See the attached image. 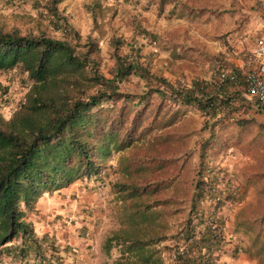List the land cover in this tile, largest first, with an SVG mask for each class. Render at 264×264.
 Masks as SVG:
<instances>
[{
  "label": "trees",
  "instance_id": "16d2710c",
  "mask_svg": "<svg viewBox=\"0 0 264 264\" xmlns=\"http://www.w3.org/2000/svg\"><path fill=\"white\" fill-rule=\"evenodd\" d=\"M147 1L157 4L159 11L172 2L169 15L176 9L179 15H189L190 20L213 5L210 0ZM60 2L34 1L36 7L42 5L47 23L61 33L59 37L44 28L33 32L8 25L0 15V71L18 68L24 73V81H31L12 115L5 118L0 113V253L41 263L58 257L60 247L51 235L54 233H38L26 218L27 210L43 192L67 186L76 179H91L97 185L104 176L101 161L112 150L129 146L155 127L158 131L152 134L154 138L164 143L173 138V132L166 127L174 125L181 113L178 109L170 112L169 107L162 109L166 99L195 105L206 115L204 125L209 129L197 141L198 159L184 221L169 236L174 240L173 259L175 264H220L215 252L226 240L221 229L224 218L218 209L233 196L229 187L226 189L225 175L221 174L224 169L210 163L209 148L214 124L237 107L240 90L236 83L193 79L189 86L176 85L158 74L142 60L138 37L146 32L154 42L160 38L136 17L130 37L112 33L109 38L114 65L107 76L98 68L100 47L95 39L89 34L81 35L59 7ZM97 6L96 0L87 5L93 16ZM123 45L128 47L125 52ZM133 75L143 79V89L130 88L128 81ZM181 139V133L173 138ZM95 156L100 159L95 160ZM157 156L141 159V164L131 171L132 179L113 185L116 198L126 209L130 230H135L138 221L150 223L144 238L132 230L129 234L127 228L106 236L103 244L107 250L122 244V253H133L139 260H116L114 264H162L156 256L157 249L150 245L166 238L156 227L160 222L151 216L160 210L151 208L159 203L160 209L167 207L168 200L161 192L186 166L175 159L168 164L172 172L164 175L160 171L166 166ZM150 162L154 167L150 178L146 182L135 179ZM78 228L81 235L86 234L84 224ZM259 233L247 236L258 264H264V235Z\"/></svg>",
  "mask_w": 264,
  "mask_h": 264
},
{
  "label": "rangeland",
  "instance_id": "374dc122",
  "mask_svg": "<svg viewBox=\"0 0 264 264\" xmlns=\"http://www.w3.org/2000/svg\"><path fill=\"white\" fill-rule=\"evenodd\" d=\"M34 1L0 0V15L8 25L15 24L23 30L33 32L44 28L53 36H61L59 31L47 23L42 5L36 7ZM38 1L43 3L45 0ZM94 1L61 0L59 7L66 12L68 19L83 37L89 34L95 39L100 47L98 68L107 76L111 74L114 65L109 38L112 33L123 38L130 37L135 28V17L147 30L160 38V41L154 42L146 32L139 34L142 60L149 62L152 69L176 85L189 86L193 79L214 82L217 80L218 64L231 65L221 57L219 45L222 40L216 35L219 34L218 28L223 26L220 24L223 15L203 13L190 20L189 15H179L176 9L169 15L168 9L172 2L168 3L164 11H159L157 4L147 0H96L98 6L93 16L87 5ZM210 1L214 5L218 0ZM40 9L42 14L39 13ZM204 31L208 33V37ZM173 43L175 46L172 47ZM127 48V45H123L122 52ZM23 74L18 68L0 71V113L5 118H9L22 102L31 82L28 79L24 81ZM128 85L138 90L145 87L143 79L136 75L129 79ZM235 85L240 90L236 100L237 107L214 124L212 146L209 148V161L224 169L221 174L225 175L226 189L229 187L233 196L226 199L218 209L224 218L221 229L226 244L215 252V256L220 264H258V257L249 247L247 233L260 232L262 235L259 236L264 235V111L252 108L245 100L241 86ZM166 107H169L170 112L178 109L181 113L174 125L166 127V130L173 132V138L181 133V140L171 138L166 143L161 142L152 135L158 131L155 127L129 146L112 150L100 163L104 166V176L97 185H93L91 179H76L59 190L43 192L34 206L27 210L26 218L33 222L38 233L44 231L41 230L42 227L54 229L50 233L55 234L51 235L60 247L58 257L41 263L32 258L20 260L1 252L0 264H114L116 260L139 261L133 253H122V244L112 245L107 250L103 243L107 235L126 228L130 234L132 230L126 224V209L122 201L116 198L113 185L132 179L129 178L131 171L141 164V159L156 155L166 166L160 171L164 175L172 172L168 164L175 159L178 162L184 161L186 166L170 182L168 189L161 192L168 200L167 207L160 209L162 205L159 203L153 204L151 208L160 210L151 216L160 222L156 227L166 239H160L150 247L157 249L156 256H159L162 264H175L172 255L174 240L169 236L184 221L198 159L197 141L206 136L209 129L204 125L206 115L195 105H181L165 99L162 109ZM94 158L97 161L100 159L98 156ZM153 169V163L150 162L133 177L146 182ZM154 197L155 195L151 196ZM84 219L91 220V228L88 233L81 235L75 226ZM149 226L150 223L138 221L132 231L144 238ZM66 231L67 234H64Z\"/></svg>",
  "mask_w": 264,
  "mask_h": 264
},
{
  "label": "crops",
  "instance_id": "0c3cea01",
  "mask_svg": "<svg viewBox=\"0 0 264 264\" xmlns=\"http://www.w3.org/2000/svg\"><path fill=\"white\" fill-rule=\"evenodd\" d=\"M203 13L206 15H223V21L220 23L223 26L218 28L217 33L219 34H216L222 40L219 45L222 52L221 57L225 58L231 64L230 66L240 64L252 48L255 34L264 28V0H218L216 4ZM204 34L206 37L209 36L205 31ZM51 222L53 221L51 220ZM89 223L91 220L84 219L80 224H76V231L80 234L78 226L84 224L87 227L86 233H88L91 228ZM41 230L54 232V229L50 230L43 227ZM67 231L64 234H67Z\"/></svg>",
  "mask_w": 264,
  "mask_h": 264
},
{
  "label": "built area",
  "instance_id": "2783aa9c",
  "mask_svg": "<svg viewBox=\"0 0 264 264\" xmlns=\"http://www.w3.org/2000/svg\"><path fill=\"white\" fill-rule=\"evenodd\" d=\"M253 46L238 65L218 64V82L230 81L239 84L249 105L259 111L264 110V28L257 31ZM175 257V254H172Z\"/></svg>",
  "mask_w": 264,
  "mask_h": 264
}]
</instances>
